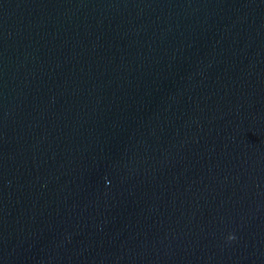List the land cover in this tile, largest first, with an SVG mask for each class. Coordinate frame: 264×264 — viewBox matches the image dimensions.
Here are the masks:
<instances>
[{
    "label": "water",
    "instance_id": "water-1",
    "mask_svg": "<svg viewBox=\"0 0 264 264\" xmlns=\"http://www.w3.org/2000/svg\"><path fill=\"white\" fill-rule=\"evenodd\" d=\"M0 264H264V0H0Z\"/></svg>",
    "mask_w": 264,
    "mask_h": 264
},
{
    "label": "clouds",
    "instance_id": "clouds-1",
    "mask_svg": "<svg viewBox=\"0 0 264 264\" xmlns=\"http://www.w3.org/2000/svg\"><path fill=\"white\" fill-rule=\"evenodd\" d=\"M234 238H235V237L232 236V235H229V236L227 237L228 240H232V239H234Z\"/></svg>",
    "mask_w": 264,
    "mask_h": 264
}]
</instances>
